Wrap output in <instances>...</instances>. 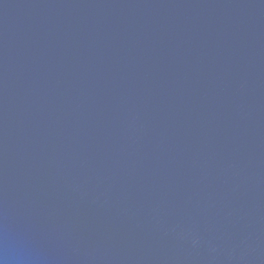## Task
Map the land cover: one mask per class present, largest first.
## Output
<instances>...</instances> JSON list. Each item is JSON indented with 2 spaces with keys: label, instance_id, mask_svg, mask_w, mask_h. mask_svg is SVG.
Returning <instances> with one entry per match:
<instances>
[{
  "label": "water",
  "instance_id": "95a60500",
  "mask_svg": "<svg viewBox=\"0 0 264 264\" xmlns=\"http://www.w3.org/2000/svg\"><path fill=\"white\" fill-rule=\"evenodd\" d=\"M0 264H264V0H0Z\"/></svg>",
  "mask_w": 264,
  "mask_h": 264
}]
</instances>
